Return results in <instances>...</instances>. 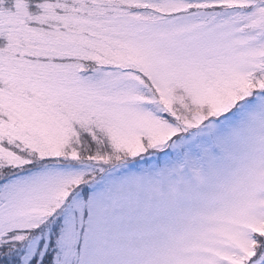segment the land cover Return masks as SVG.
Here are the masks:
<instances>
[{
    "label": "rangeland",
    "instance_id": "1",
    "mask_svg": "<svg viewBox=\"0 0 264 264\" xmlns=\"http://www.w3.org/2000/svg\"><path fill=\"white\" fill-rule=\"evenodd\" d=\"M123 1L36 0L30 14L25 0H0L3 257L244 264L264 223V94L250 98L264 87L250 74L264 61V0H126L148 3V18ZM188 4L199 10L156 13ZM91 59L96 69L79 73ZM130 68L148 74L158 96L148 100L170 118L155 114ZM89 174L85 195L66 194ZM54 206V242L47 229L3 244Z\"/></svg>",
    "mask_w": 264,
    "mask_h": 264
},
{
    "label": "trees",
    "instance_id": "2",
    "mask_svg": "<svg viewBox=\"0 0 264 264\" xmlns=\"http://www.w3.org/2000/svg\"><path fill=\"white\" fill-rule=\"evenodd\" d=\"M25 1L28 4V8H29V11L28 12H30V14H35L36 13V6H35L36 0H25ZM252 1L253 2H251V4L247 5V8L253 9L256 6V3H260L262 0H252ZM111 2H112V0H111ZM132 3H133V1L128 2V1L124 0L122 2V5H123V7H126L128 9H132L135 12L142 13V15L145 18L151 17L152 14L154 13V12H151L150 6H149L148 3H136V4L135 3L132 4ZM214 6L216 8H219L220 7V9L223 8V5H214ZM156 11H157L156 13H158L160 15H165V16L171 15V16H173V14H175V15H177V14L178 15H182V12L183 11H186L184 13L192 14V13H194L196 11V8L195 7H192V6L191 7H187V9H184L182 12L180 10L179 11L174 10L173 12L160 11L159 9H157ZM261 65L264 66V61H262V64ZM262 70L264 72V67H263ZM260 72H261L260 70L259 71L257 70V73L252 74V76L254 78H256V77L260 76V74L262 75V73H260ZM144 77H145L144 78L145 80H144V85L142 86L143 87L142 90L145 91L144 97L145 96L148 97V93H151V92H149V90H147L148 89V86L146 84L147 83H150V79H148L146 76H144ZM152 92H153V95L156 94L155 93L156 92L155 89H153ZM261 94H264V87L260 91H258V90L257 91H254L251 94V97L258 96V95H261ZM152 107L155 108V106H153V105H152ZM156 110H157V108H156ZM85 137H86V135H84V138ZM79 139H81V138H79ZM45 225L46 224H42L41 227H43ZM39 229L40 228H37L36 229L34 227H26V228H20V229H16V230L15 229L9 230V231L6 232V236H5L6 240H9V241H6V242L3 241V244H5L7 246H11V249H12L13 247H15L16 243L19 242L18 240L15 239V236L19 237L21 241H26L27 238H28V236L31 233H33V232H35V231H37ZM55 230L56 229L50 230V237H49V240L48 241H50V242H51V240H53V242L55 241V239L57 237ZM40 231H44V228H41ZM260 231H261L260 232L261 235H259L257 238H253L252 239V242H254V243L257 242V244L259 243V245L263 247V251H264V224H263V228ZM81 232H82V230L80 231V233ZM41 238H43V236H41ZM42 240L44 241L45 238H43ZM41 244L39 245L38 250L40 249ZM51 251H52V249H51V246L49 244L46 247V249H45V253H47V259H49L50 255L52 254ZM35 253L36 254L34 256V259L31 262H29L30 264H36V262L37 263L40 262L42 258L44 259V254L42 256H40L39 252H35ZM8 263H10V260H8V258H6V257H3V249H0V264H8Z\"/></svg>",
    "mask_w": 264,
    "mask_h": 264
}]
</instances>
